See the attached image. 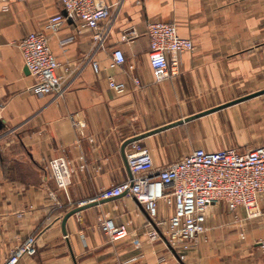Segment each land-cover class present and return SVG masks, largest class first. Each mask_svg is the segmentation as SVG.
<instances>
[{
	"label": "crops",
	"instance_id": "crops-1",
	"mask_svg": "<svg viewBox=\"0 0 264 264\" xmlns=\"http://www.w3.org/2000/svg\"><path fill=\"white\" fill-rule=\"evenodd\" d=\"M105 2L111 17L102 24L107 32L100 48L89 30L77 32L70 20L55 32L45 29L51 15L63 13L58 0H8L17 17L0 10V263L32 235L36 253L17 264H189V256L193 264H253L228 258V243L240 232L223 229L236 223L223 203L207 208L208 230L182 260L167 244L162 227L155 226L159 238L148 236L152 221L133 197H97L128 178L124 155L129 143L122 147L128 139L138 138L157 168L198 147L223 148L198 124L201 116L185 118L264 90V0ZM148 20L174 23L178 35L194 45L180 54L178 73L169 80H153ZM130 29L134 36L127 35ZM39 30L48 35L59 62L63 79L58 94L32 92L34 78L17 46L28 32ZM114 48L124 54V62L115 68L110 67ZM92 61L97 62V73ZM108 76L123 82L125 90H111ZM241 102L220 109L234 113V105ZM72 118L84 127L78 130ZM58 157L65 159L69 173L64 186L48 167ZM172 212V206L158 200L155 220H167ZM238 215L243 218L244 212ZM102 218L125 225L127 236L110 241L99 226ZM251 225L248 222L246 241L264 235L260 226ZM258 241L252 242L257 248Z\"/></svg>",
	"mask_w": 264,
	"mask_h": 264
},
{
	"label": "built area",
	"instance_id": "built-area-1",
	"mask_svg": "<svg viewBox=\"0 0 264 264\" xmlns=\"http://www.w3.org/2000/svg\"><path fill=\"white\" fill-rule=\"evenodd\" d=\"M7 1L0 0L1 10L8 9ZM58 1L65 15L61 12L51 15L45 29L55 32L66 20H70L77 32L89 30L96 47H103L107 29L102 24L110 19L111 6L105 0ZM145 32L147 57L154 82L173 78L178 73L180 54L194 49L192 41L179 36L175 24L171 22L148 20ZM127 33L128 36L135 35L133 29ZM17 46L24 65L34 78L32 92L38 95L60 93L63 76L57 71L59 62L50 49L46 32L30 31ZM123 62L122 50L114 48L110 67L115 68ZM91 67L95 73L98 72L97 62L92 61ZM133 81L139 84L137 79ZM108 86L115 93L125 90V84L116 81L113 76H108ZM72 124L78 130L84 127V123L76 118H72ZM128 146L125 157L131 176L104 189L97 198L108 199L124 194L133 197L152 221L147 224L148 236L159 238L160 233L155 226L162 227L167 244L179 254L180 259L185 258L184 252L208 230L206 212L210 205L223 203L236 223L264 217V143L243 149L228 146L206 150L198 147L160 168L154 166L149 150L138 141H132ZM48 167L60 186L67 184L69 173L63 157L50 160ZM158 200L173 207L167 220H155ZM239 210L244 212L243 218L239 217ZM99 226L112 242L127 236L126 226L115 224L110 218L100 219ZM258 245L264 254V235ZM36 251V238L27 236L0 264H17L22 257L32 256Z\"/></svg>",
	"mask_w": 264,
	"mask_h": 264
},
{
	"label": "rangeland",
	"instance_id": "rangeland-1",
	"mask_svg": "<svg viewBox=\"0 0 264 264\" xmlns=\"http://www.w3.org/2000/svg\"><path fill=\"white\" fill-rule=\"evenodd\" d=\"M8 11L17 17L15 14L17 9L14 5L8 7ZM223 110L220 109L200 117L202 119L198 124L206 130L207 134H211L212 142L220 147L232 146L237 149L264 143V93L234 105V113ZM249 220V223L252 222V227L260 226L261 232L264 233V221L261 218ZM248 222L235 223L234 227L229 225L223 227L228 230V233L238 231L241 236L228 243L232 249L231 257L228 258L233 259V262L236 260V263L247 260L253 264H264L260 249L252 243L257 242L261 234L259 236L254 234L255 237L250 241H246L248 238L246 234V239H243ZM203 236L198 241L202 240ZM190 258V256L186 258L189 264L196 262ZM197 262L200 263L198 260Z\"/></svg>",
	"mask_w": 264,
	"mask_h": 264
},
{
	"label": "water",
	"instance_id": "water-1",
	"mask_svg": "<svg viewBox=\"0 0 264 264\" xmlns=\"http://www.w3.org/2000/svg\"><path fill=\"white\" fill-rule=\"evenodd\" d=\"M63 14L65 15V12H64V11H63ZM263 93H264V90H260V91H257V92H254V93H251V94L245 95V96H243V97H239V98L234 99V100H232V101H230V102L224 103V104H222L221 106L214 107V108H211V109H209V110H206V111H203V112H200V113H197V114L191 115V116L185 118V120L187 121V120H190V119H193V118H196V117L202 116V115H204V114L210 113V112L215 111V110H217V109H220V108H222V107H225V106H228V105H231V104H235V103L241 102V101H243V100H246V99H249V98H252V97H255V96L261 95V94H263ZM179 122H180V121H179ZM179 122H175V123L170 124V125L172 126V125L177 124V123H179ZM0 125H1V121H0ZM165 128H166V127H165ZM161 129H164V128H163V127H161V128H157V129H154L152 132H156V131L161 130ZM150 133H151V132H150ZM137 139H138V138L135 137V138H132V139H128V140H126V141L124 142L123 146H122L123 149H124L125 145H127L128 143H130V142H132V141H136ZM124 159H125V164H126L127 169H128V174H129L128 177H130L131 175H130V171H129V168H128V165H127V161H126V157H125V155H124ZM81 207H82V206H79V207H77V208H74V209L71 210L70 212H68V213L65 215V217H64V221H65V220H66L71 214L78 212V211L81 209Z\"/></svg>",
	"mask_w": 264,
	"mask_h": 264
}]
</instances>
